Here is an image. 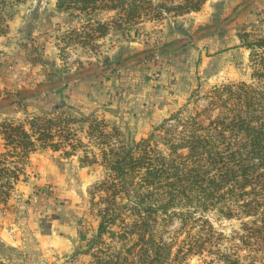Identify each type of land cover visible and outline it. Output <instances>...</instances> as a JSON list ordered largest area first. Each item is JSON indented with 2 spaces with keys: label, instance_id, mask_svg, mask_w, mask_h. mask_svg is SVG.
Segmentation results:
<instances>
[{
  "label": "trees",
  "instance_id": "obj_1",
  "mask_svg": "<svg viewBox=\"0 0 264 264\" xmlns=\"http://www.w3.org/2000/svg\"><path fill=\"white\" fill-rule=\"evenodd\" d=\"M27 1L0 0V37L8 34L14 9ZM207 1L56 0L59 13L82 22L79 30L59 39L64 50L76 40L92 48L111 31L138 39L144 22L198 13ZM109 13L113 16L104 20ZM256 19L261 35L243 33L241 38L249 52L250 80L211 88L206 99L218 111L211 121L204 123L201 113L184 118L179 112L133 145L120 129L94 116L41 114L1 121L0 206L25 180L33 153L58 152L66 145L72 150L68 156L81 149L83 167L100 165L105 171L89 191L92 206L95 194L100 199L97 232L81 253L90 256L91 264H185L204 252L215 255L216 264H241L236 251H222L219 244L226 239L203 218L210 211L238 218L241 245L264 253V18ZM76 126H85L88 143L98 153L73 140ZM174 220L181 228L167 242L165 228ZM252 261L264 264V258Z\"/></svg>",
  "mask_w": 264,
  "mask_h": 264
},
{
  "label": "rangeland",
  "instance_id": "obj_2",
  "mask_svg": "<svg viewBox=\"0 0 264 264\" xmlns=\"http://www.w3.org/2000/svg\"><path fill=\"white\" fill-rule=\"evenodd\" d=\"M260 1L208 0L206 10L210 9L208 12L215 15L214 19L197 30H194V22H177L176 27L193 28L175 45L163 42L160 34L161 25L165 27L172 17L140 26L138 39L147 42L145 68L138 73L122 72L127 73L126 76L120 72L127 83L119 81L118 86L113 87L120 92L114 93L113 103L117 126L128 144H135L143 136L147 138L154 127L179 112L184 118L201 113L204 123L213 120L218 111L210 108L206 99L211 88L249 82L252 69L241 38L243 33L261 35L263 27L256 23L257 16L264 18V11L259 10ZM55 3L56 0H28L12 12L8 34L0 39V123L39 115L34 109L44 108L42 100L53 89L62 90L70 82V75L78 76L77 81L82 86L100 87L105 78L100 72L108 53H101L103 45L100 43L107 36L117 44L123 39L120 33L111 31L92 48L82 47L76 40L62 49L64 44L59 38L79 30L82 22L59 13ZM104 15V20L113 16L112 13ZM141 27L145 28L144 32ZM57 49L59 66H56ZM82 127L85 126L72 128L73 140L85 144L87 152L98 153L93 144L88 143ZM65 147L58 152L38 150L33 153L28 169L25 168V180L21 179L16 185L8 203L0 206V261L6 264H91L90 256L81 253L97 232L96 204L100 199L99 194H95L93 207L89 191H94L96 184L104 179L105 171L100 165L83 167L81 149L68 156L72 150ZM3 152L0 136V154ZM203 218L226 239L219 244L222 251L230 254L236 251L241 264H253L254 257L259 261L264 258L262 250L241 245L239 237L244 233L238 218H226L215 211L203 214ZM180 228L179 222L174 220L165 228L164 239L172 241ZM184 237L180 235L179 240ZM231 244H234L232 250ZM216 263L215 255L204 252L190 257L185 264Z\"/></svg>",
  "mask_w": 264,
  "mask_h": 264
},
{
  "label": "crops",
  "instance_id": "obj_3",
  "mask_svg": "<svg viewBox=\"0 0 264 264\" xmlns=\"http://www.w3.org/2000/svg\"><path fill=\"white\" fill-rule=\"evenodd\" d=\"M206 4L198 13L169 19V23L165 26L167 30H164V25H161L160 34L162 35L163 42L175 45L179 40H181V37H187L188 34H190L187 30L193 28V26L181 27V29L176 27L178 25L177 22L179 21L187 20L185 22H189L190 24L194 22V30H197L201 25L209 24V22L214 19L215 15L208 12L210 9L206 10ZM260 7V12L264 11V0H262V2L260 1ZM143 26L145 27L147 24H143ZM141 30L144 32L145 28H142ZM110 37L111 36H107V38H105L104 41L102 40L100 43L103 45L100 48L101 53L108 52L107 54L105 53V63L101 69L103 72H100V74L105 77L103 78L100 87L98 86L93 89L82 86L79 84V81H77L78 76L70 75V82L67 85H64L62 90L53 89L50 91L46 99L42 100L45 103L44 108H36L34 109V112L39 115L47 114L50 116L67 113L77 118H88L94 116L99 119L106 120L112 126L120 129L116 122V119H118L116 114L117 110L114 107L115 104H113L116 98L114 93L120 94V92L117 90L118 88L116 89V87L113 90V87L118 86L117 84L119 81L122 84L127 83V78H121L122 74L126 76L127 73L122 72L138 73L139 71L144 70L145 65L143 63L146 61V55L148 53L146 51L147 42L139 41V39H133V37H128L124 40L122 39V41L117 44L112 43L110 41ZM3 38L4 37H0V39ZM240 51L242 52V49H240ZM244 51L246 54L245 56L248 59V51L245 49ZM56 52V61L58 62L56 66H59L60 61L58 59L60 57L58 55V49ZM80 62H83V59H80ZM120 72L122 73L121 75ZM137 83L138 82H135V84ZM124 107H126V105H124ZM83 129L86 130L85 127ZM141 139H145V136L141 137ZM32 156L33 155L29 157L28 162L31 161ZM28 167L29 164H27L26 168L28 169Z\"/></svg>",
  "mask_w": 264,
  "mask_h": 264
}]
</instances>
